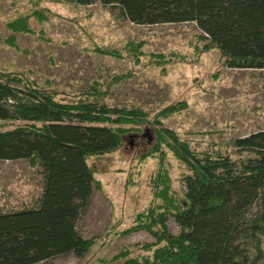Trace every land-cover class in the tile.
<instances>
[{"label":"trees","instance_id":"obj_1","mask_svg":"<svg viewBox=\"0 0 264 264\" xmlns=\"http://www.w3.org/2000/svg\"><path fill=\"white\" fill-rule=\"evenodd\" d=\"M71 1L99 2L137 24L192 21L202 32L200 51L218 49L231 68L264 69V0ZM9 25L29 31L24 23ZM129 51H137L136 45H128ZM150 56L157 65L171 60ZM130 75L115 74L104 87L71 92L0 67V161L27 159L42 175L31 204L0 212V264H33L63 253L83 256L94 243L76 228L95 183L86 159L116 151L126 136L147 135L148 129L149 147L136 157L158 158L150 183L153 204L122 233L144 229L154 241L123 247L97 264H264V129L232 138L235 155L196 151L159 116L152 121L138 106L105 103L112 85ZM183 105L169 104L159 115ZM165 148L188 170L178 191L163 164ZM168 216L178 225L177 234L167 230Z\"/></svg>","mask_w":264,"mask_h":264},{"label":"rangeland","instance_id":"obj_2","mask_svg":"<svg viewBox=\"0 0 264 264\" xmlns=\"http://www.w3.org/2000/svg\"><path fill=\"white\" fill-rule=\"evenodd\" d=\"M11 22L18 28L24 23L29 31ZM201 35L192 21L137 24L99 2L83 6L71 0H0L1 68L71 92L104 87L112 75L130 72L112 85L104 99L107 105L138 106L152 121L159 116L196 151L235 155L232 138L264 129V69L226 66L218 49L200 51ZM130 44L137 51L125 53ZM152 53L171 60L153 64ZM180 101L184 105L179 110L159 115ZM146 131L143 136L129 134L116 151L86 159L95 183L76 228L82 237L94 239L90 249L81 257L63 253L33 264H97L123 247L132 250L154 241L144 229L122 233L138 212L153 204L150 183L158 158L136 157L149 147L152 130ZM163 164L171 188L178 191L187 168L169 149ZM41 187L40 169L27 159L0 161V212L31 204ZM166 227L172 234L179 231L172 216Z\"/></svg>","mask_w":264,"mask_h":264}]
</instances>
